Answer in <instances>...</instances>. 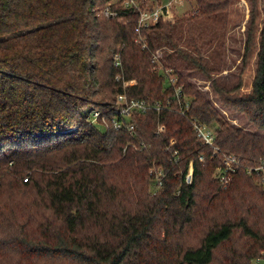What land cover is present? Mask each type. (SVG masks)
I'll list each match as a JSON object with an SVG mask.
<instances>
[{"label": "trees", "instance_id": "1", "mask_svg": "<svg viewBox=\"0 0 264 264\" xmlns=\"http://www.w3.org/2000/svg\"><path fill=\"white\" fill-rule=\"evenodd\" d=\"M110 1L0 0V264H252L264 252V171L248 169L264 162V135L225 121L182 75L210 76L202 48L219 33L197 25L231 0H191L194 16L139 32L137 11L99 14ZM249 2L239 81L212 83L224 106L264 129V0ZM157 52L193 99L189 118L217 126L221 153L176 112ZM120 71L135 83L124 88ZM123 92L172 107L120 117L133 133L116 129ZM90 107L105 124L91 122ZM226 154L242 161L223 188L214 174ZM154 166L165 170L159 187Z\"/></svg>", "mask_w": 264, "mask_h": 264}, {"label": "rangeland", "instance_id": "2", "mask_svg": "<svg viewBox=\"0 0 264 264\" xmlns=\"http://www.w3.org/2000/svg\"><path fill=\"white\" fill-rule=\"evenodd\" d=\"M168 2L172 3L170 13L171 16L166 20L168 22L174 23L176 21L190 18L192 15L194 16L198 13L195 8V3L191 0H140L142 8L144 7L143 9H145L144 11H152L162 8ZM115 3L120 5V0H115ZM104 6L105 5H101L97 7V9L100 8L98 10L99 13ZM249 19V0H231L227 11H224L221 15H219L216 22L205 21L204 23L198 24V31H205L206 28L210 26L217 30V34L219 33L217 40L213 41V43L205 44L202 48V53L205 58L204 62L211 70V73L209 76L204 70L192 68L183 71L182 75L185 76L187 81H189L197 91H199L205 98L210 100L215 107L218 108L225 121L233 126L243 128L244 130H250L264 135V129L258 128L248 119V117H246L244 113L234 111L224 106L220 102L212 83V81L215 80L218 84H223L228 87H232L238 83L239 74L242 68V57ZM181 45H183V49H187L185 44ZM162 54H160L161 64L159 66L166 65L164 63L165 58L163 59ZM159 66H154L153 69ZM134 83L135 82L131 80L130 85ZM98 109L99 108L97 107H90L86 109V111H90L91 113L92 111ZM103 112L102 115H104ZM159 126L158 133H160ZM172 141L175 140H171V142ZM132 146L136 149H141L137 143H133ZM215 177L216 172L214 174V178ZM3 197L6 200L8 194L3 193ZM252 264H264V259L255 260Z\"/></svg>", "mask_w": 264, "mask_h": 264}, {"label": "built area", "instance_id": "3", "mask_svg": "<svg viewBox=\"0 0 264 264\" xmlns=\"http://www.w3.org/2000/svg\"><path fill=\"white\" fill-rule=\"evenodd\" d=\"M182 1V0H181ZM171 2L166 3L162 8L155 9L152 11H144L145 9L142 8L140 4V0H120V5H117L115 3V0L110 1L100 10V15L104 16H115L118 14V9H126V10H132L133 12L137 11L140 13V20L139 25L137 28V31H140V28L142 27H148L150 25H153L160 20L166 21L170 18L171 13ZM100 9V8H99ZM152 62L154 63V66H159L161 64L160 62V54L157 52L154 54V57L152 59ZM114 64L118 68H122V59L120 53L116 54L114 56ZM155 71L160 72L161 74H164L166 76V81L169 89H172L174 91V99L177 104L176 106V112L180 115L189 118V111L192 107V97L189 96L184 88V85L179 82V75L175 71L174 68L168 67V66H159L155 67ZM123 71H120L116 75L117 81H123V86L126 88L128 85L131 84V82H126L124 79ZM117 110H118V116L112 118L113 125L116 129H121L123 125L125 124L128 126V129L130 133H133L136 125L130 124L127 125L126 121L121 120L120 117L127 118L130 117L131 114L135 113L136 111L140 112H147L150 110H157L161 111L162 109H170L172 107L171 101H167V103H157L155 105L149 103L147 100L144 99H137L135 97H129L127 93H119L117 96ZM91 115V122L92 123H100V119H102L103 123L105 124V117L102 115V112L98 110H94L90 113ZM119 118V119H118ZM194 130L197 133L198 138L201 140V142L209 147H212L214 149V152L216 154L221 153V149L217 144V137H218V129L215 125H207L205 123H202L197 118H189ZM165 126L163 124H160L159 126V132L164 131ZM175 141H172L171 144H173ZM146 147V144L143 143L140 148ZM200 160L204 159V156L199 157ZM173 161L175 163H178L180 161L179 151L176 150L173 153ZM241 158L238 157L235 154H226L223 157V162L219 166V168L216 171V178L219 181L220 185L223 188H227L231 182L233 181V175L238 171V169L241 167ZM264 171V162L260 166H253L248 169L250 173H256L260 174L261 171ZM150 174L155 178V181L157 183V186L159 187L162 185V177L165 176V170L163 167H157L154 166L150 169ZM194 177V164L193 162L190 163L189 170L185 176L187 183L191 184L193 182ZM28 179L25 178L24 181H27ZM264 259V252L261 256L257 257L255 260H261ZM254 260V261H255Z\"/></svg>", "mask_w": 264, "mask_h": 264}]
</instances>
